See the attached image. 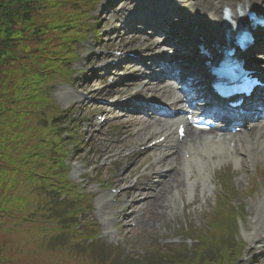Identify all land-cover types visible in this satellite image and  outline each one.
Returning a JSON list of instances; mask_svg holds the SVG:
<instances>
[{
    "label": "rangeland",
    "instance_id": "374dc122",
    "mask_svg": "<svg viewBox=\"0 0 264 264\" xmlns=\"http://www.w3.org/2000/svg\"><path fill=\"white\" fill-rule=\"evenodd\" d=\"M151 1L150 4L145 0H84L83 4H80V1L75 3L76 7L82 5L83 8L82 11L79 10L78 13L81 12L79 15L73 14L72 17L78 20L81 18L78 21L81 37L74 36L75 41L79 43L78 47H74L78 63L70 67L75 75L71 80L70 77L63 80L65 75L60 78L61 81L51 78L49 83H43L38 78L34 87L42 83L44 95L49 97L52 103L55 101L59 103L63 107V113L67 114L70 120L74 119L72 127H75L74 131L83 137L81 148L64 155L61 166L62 169L70 170V179L80 186L76 188L90 195L96 202L94 205L88 203V212H82V216L79 215L81 212H78V209L76 212L74 210L78 201H68L61 206L64 202L54 205L48 200L49 203L45 206L25 211L29 205L28 198L33 192L28 190L26 182H20L23 180L22 172L9 167L10 163H16L20 159L19 151L15 149L6 151L0 146V195L5 193L0 198V203L5 205L8 211V218H0V264H250L254 256L257 255L261 259L259 255L264 254V245L251 237L256 228L255 211L264 197V173L260 171L261 167L264 169L263 161L253 164L245 160V166L228 161L221 166L225 169L227 182L230 184H233L235 177L243 176L235 179L239 191L229 192L234 198L237 220H233L229 225L231 234L229 236L224 234L217 240L214 239L216 233L210 222L216 220L212 217L216 204H221L218 196L214 194L209 196L208 191L203 193L199 189L194 195L181 192L182 196L174 200L171 196L167 197L169 211L158 212L155 210L157 205L154 202L156 200L154 188L138 199L131 197L128 192L136 180L130 184H121L122 180L126 179L125 175H130L131 171L134 175H141L145 170L150 175L159 172L153 158L154 154H139L142 147H147L146 143L142 142V137L146 134L144 127L150 125L152 121L148 124H139L137 127L142 129L138 132L132 127L133 122H130L132 118L116 121L115 115L112 114L113 106H110L116 102L113 98L114 93L112 94L115 90L112 88L117 82L122 83L121 91L126 92L130 87L127 84L129 78L119 80L110 77L109 80H103L102 78L110 72L97 71L107 66L108 60H115L112 53L116 51L137 50L149 58L157 56L159 52L166 53L165 47L162 46L168 41V36L155 39L152 30L147 26H137L132 20L142 15L144 7L146 12L148 9L149 12L154 10L156 12L158 7H166L168 3L174 5L171 11L175 18H169L170 28L167 32L172 33L174 29H180L178 34L172 33L175 39L173 44L180 43L182 47L177 51L186 54L188 61L191 62L192 59L197 61L195 50L191 47L193 43L188 38V32L193 26L190 22L185 23V20L191 17L193 11L191 8L195 7V0ZM260 1L264 9V0ZM56 4L55 9H59L60 3ZM60 13L61 18L58 16L57 19L69 23L71 15L68 14L66 17L65 12ZM160 15L161 13L157 14L158 17ZM89 25L91 27L86 30ZM82 29L91 32L89 37L85 38L87 33L83 35ZM93 31L96 36L98 32L100 33L102 36L100 41H97L99 36L95 40ZM136 68L143 67L137 65ZM137 76L132 77V80ZM142 83L143 81L137 84ZM160 88L161 92L156 95L149 92L144 93V96L155 100L161 99L163 102L169 101L166 91L161 86ZM130 91L135 93V89ZM52 110L50 114L59 113ZM5 111L6 109L4 113ZM98 115L108 118L101 130ZM22 119V116L18 119L3 117L0 133L7 131L10 139H17V130L21 128L29 135V143L36 142L39 134L34 132L37 126H34L33 117L26 122ZM66 122L65 119L58 124L59 130L63 126L66 127L63 125ZM121 122H125L126 129L119 128ZM11 131L14 133L13 137ZM134 133L138 136H133ZM23 135L24 133L21 136ZM64 136L67 138L65 134ZM23 140L26 141V138ZM21 141L17 140L15 146ZM41 141L46 142L47 138L42 136ZM65 146L73 149L72 145ZM29 150L31 151L30 148ZM55 151L58 152L54 150L51 153L49 147V156ZM129 152L136 156L129 160H121L119 164L112 162L114 154ZM124 157L128 156L123 155L122 159ZM123 163L127 164L121 168ZM146 163L149 166L144 168ZM244 177L245 180L241 182ZM142 180L148 178L142 177ZM259 184L261 190L256 194L254 192ZM113 190L121 192L119 198ZM42 191L45 196L55 193H52L51 189ZM71 195L74 196V192ZM41 197L36 194L32 201ZM101 199L107 201L102 211L97 207ZM124 200L130 202L135 200L134 212L138 218L135 226H128L129 220L126 219L128 212L122 205ZM24 216H27V219H23ZM241 218L243 222L240 221ZM51 219L56 220L54 225L48 224L47 221ZM41 230L44 233H41ZM198 238L203 241V245L198 243ZM263 257L259 264H264Z\"/></svg>",
    "mask_w": 264,
    "mask_h": 264
},
{
    "label": "trees",
    "instance_id": "16d2710c",
    "mask_svg": "<svg viewBox=\"0 0 264 264\" xmlns=\"http://www.w3.org/2000/svg\"><path fill=\"white\" fill-rule=\"evenodd\" d=\"M79 1L83 4L84 0H0V127L3 117L18 119L22 116L26 122L32 116L34 126H37L34 132L39 134L36 142L29 143V135L21 128L17 130V139H10L7 131L0 133L3 150L19 151L20 159L10 163L9 167L22 172L23 180L20 182H26L28 190L33 192L25 211L39 208V199L32 201L36 194L42 196L43 202L49 203L43 189L67 193L61 188L68 187V179L59 158V155L64 156L68 152L58 125L63 119V111L44 95L42 83L36 85L38 88L34 84L38 78L43 83H49L51 78L59 81L63 75L70 76L71 72L67 70L76 60L74 47L78 43L74 36L81 37L78 25L81 18H72L73 14L79 15V10L83 9L82 5L76 7L75 3ZM55 3H60L59 9H55ZM60 11L65 12L66 17L71 15L69 23L58 20L61 18ZM86 30L82 29L83 35L88 33ZM51 109L59 113L50 114ZM42 136L47 138L46 142L41 141ZM19 139L22 141L15 146ZM28 144L31 151L27 148ZM48 146L51 153L54 150L58 152L49 156ZM0 215V218H8L7 208L1 203ZM55 221L51 219L47 222L54 225ZM41 233L44 231L41 230Z\"/></svg>",
    "mask_w": 264,
    "mask_h": 264
},
{
    "label": "bare ground",
    "instance_id": "6f19581e",
    "mask_svg": "<svg viewBox=\"0 0 264 264\" xmlns=\"http://www.w3.org/2000/svg\"><path fill=\"white\" fill-rule=\"evenodd\" d=\"M257 1L258 0H245V4L249 6L248 8H250L251 6H253V3H256ZM240 2H242V0H196L195 7L191 8V10H193L191 12L193 18L189 19L187 22H191L193 26L198 27V30L196 32H206L207 34L206 36H204V38L205 40L210 41L213 37H218L220 29L222 32L224 31V24L222 23V15L224 14L223 11H225V9H229L231 12L235 11L238 7V3ZM175 67H177L178 69H180L181 67L186 72L189 70L190 73H193L191 69L194 67V65L192 64L190 67H188L178 64L175 65ZM173 78L175 79V76ZM261 125L262 124L260 123H249L246 128H251L250 131L245 130L237 135L229 133L225 138H222V136L217 133L214 137L194 135L192 136L194 139L193 141L196 142L194 146L189 143L184 144L183 146L179 145L180 149L177 153H180V161L178 158H175V155L173 157L175 159L172 160V163L174 165L165 175H170V171L173 170V168H177L178 170L174 173V175L169 176V180H161V182L158 183L159 186L156 185L154 193V197L156 198V200L154 202L157 206L155 207V210L158 212H161L163 210H170V207L167 206V197L170 195L173 196L176 191L179 192L180 189H183L192 183L194 169L198 171L200 177H204L206 175L205 170L210 163L207 160H203V157L206 155H208V159L216 154L223 155L227 159L232 158L233 160L237 161V163L243 162V157L251 160V162L253 163L264 161V126ZM150 127L154 130V132L161 133L166 132L165 130L167 128V125L165 124V121H162L161 124H155L154 126ZM174 127L175 126L172 123L170 131H172ZM232 144H235L233 148ZM184 150L188 152L185 153L184 158L181 159V155ZM206 150L211 151V154H208ZM191 153H194L196 155H194V157L189 161H186V155ZM169 160L170 158L167 157L166 161ZM221 160L223 159L221 158ZM176 163H180L181 167H174L175 165H177ZM167 166L168 165H163L162 169L166 168ZM189 177H191L189 179L191 180L190 182H188L187 180ZM148 183H150V181ZM138 191L139 190H134L131 191V193H137ZM106 204L107 201L103 199L100 200L99 208L101 211L103 210V208L101 207ZM258 209L259 217H257V220L255 221L256 234L253 235V238H260L259 240H261L262 238H264V202H262V205H260Z\"/></svg>",
    "mask_w": 264,
    "mask_h": 264
}]
</instances>
